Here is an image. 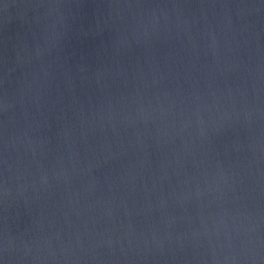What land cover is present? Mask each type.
<instances>
[{"label": "water", "instance_id": "1", "mask_svg": "<svg viewBox=\"0 0 264 264\" xmlns=\"http://www.w3.org/2000/svg\"><path fill=\"white\" fill-rule=\"evenodd\" d=\"M0 264H264V0H0Z\"/></svg>", "mask_w": 264, "mask_h": 264}]
</instances>
